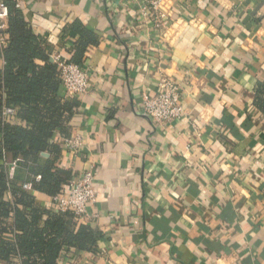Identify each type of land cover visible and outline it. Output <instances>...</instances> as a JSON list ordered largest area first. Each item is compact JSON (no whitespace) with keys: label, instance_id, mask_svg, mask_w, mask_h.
Instances as JSON below:
<instances>
[{"label":"crops","instance_id":"0c3cea01","mask_svg":"<svg viewBox=\"0 0 264 264\" xmlns=\"http://www.w3.org/2000/svg\"><path fill=\"white\" fill-rule=\"evenodd\" d=\"M15 1L50 56L72 60L75 22L98 37L79 63L88 90L56 135L71 180L94 173L97 200L78 222L96 245L60 264H264V0H167L162 31L147 0ZM162 75L185 115L159 125L143 95ZM76 135L83 145L65 147Z\"/></svg>","mask_w":264,"mask_h":264},{"label":"trees","instance_id":"16d2710c","mask_svg":"<svg viewBox=\"0 0 264 264\" xmlns=\"http://www.w3.org/2000/svg\"><path fill=\"white\" fill-rule=\"evenodd\" d=\"M9 7L6 46L0 48V262L60 264L65 250L91 251L96 232L80 224L72 211H58L52 198L67 190L73 174L61 168L62 146L56 135L67 133L78 109L77 97H66L59 67L33 32L15 0ZM79 42L70 62L79 64L97 35L75 22ZM255 104L264 113V81L255 91ZM16 110L4 115V108ZM43 153H48L44 156ZM16 162L10 176V163ZM40 176V179L37 177ZM31 183L32 189L25 188ZM35 192L51 197L41 204Z\"/></svg>","mask_w":264,"mask_h":264},{"label":"built area","instance_id":"2783aa9c","mask_svg":"<svg viewBox=\"0 0 264 264\" xmlns=\"http://www.w3.org/2000/svg\"><path fill=\"white\" fill-rule=\"evenodd\" d=\"M166 1L147 0L144 7L145 16L161 31L169 25L168 13L163 9ZM8 18L9 7L5 0H0V48L7 44L4 30L7 28ZM51 59L59 67L66 97L79 99L87 92L90 76L79 64L63 60L58 54H53ZM143 112L150 121L159 125L182 118L185 115V108L182 104L180 84L162 75L158 82V91L155 94L145 93L143 95ZM15 114L14 108H4V115L13 116ZM63 144L76 151L83 145V138L80 135L66 137ZM15 167L16 162H12L9 169L10 176L13 175ZM37 178L40 179V176ZM25 188L31 190L32 184H25ZM68 188L52 198L56 210L72 211L77 218L85 216L88 206L97 200L93 171L88 170L81 177L71 180Z\"/></svg>","mask_w":264,"mask_h":264},{"label":"water","instance_id":"95a60500","mask_svg":"<svg viewBox=\"0 0 264 264\" xmlns=\"http://www.w3.org/2000/svg\"><path fill=\"white\" fill-rule=\"evenodd\" d=\"M44 156H48L49 154L48 153H43Z\"/></svg>","mask_w":264,"mask_h":264}]
</instances>
